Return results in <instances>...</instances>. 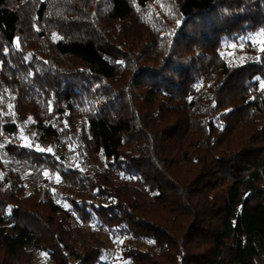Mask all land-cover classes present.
Wrapping results in <instances>:
<instances>
[{"label": "trees", "instance_id": "obj_1", "mask_svg": "<svg viewBox=\"0 0 264 264\" xmlns=\"http://www.w3.org/2000/svg\"><path fill=\"white\" fill-rule=\"evenodd\" d=\"M263 27L264 0H0V264H111L105 234L125 264H257Z\"/></svg>", "mask_w": 264, "mask_h": 264}, {"label": "rangeland", "instance_id": "obj_2", "mask_svg": "<svg viewBox=\"0 0 264 264\" xmlns=\"http://www.w3.org/2000/svg\"><path fill=\"white\" fill-rule=\"evenodd\" d=\"M254 43H257L259 46H264V27L261 28L255 34H253L252 37H250V44H254ZM243 49L245 50L244 47H243ZM233 50H234L233 47H231V53L232 54L236 53L239 60L242 61L245 56L242 54H238L237 51L235 52ZM25 142H27V141L25 140ZM89 164H92V162L90 161ZM93 165H96V167H97L98 163L96 164V162H94ZM31 171H32L31 169L27 170L26 175L31 173ZM45 174L47 175L48 173L46 171H44V173L43 172L38 173L39 176L38 175L35 177L34 176L29 177L28 176L27 177L28 183H29L28 185H32V188L36 187L37 190L39 189V185H41L42 190L44 191V189H46L48 191L47 193L52 196L53 201L67 207V203L65 201H63L62 199H60L59 195H57L59 193V191L63 190V187L59 185L60 176L54 172H50L46 176V180H44L43 182L41 181V183H40V179ZM56 185H58V187H56ZM56 189H58V190L56 191ZM55 197H58V198H55ZM5 199L6 198L3 197L0 193V200L6 201ZM33 199L36 200V198L34 196H33ZM27 202H29V201H27ZM31 205H33V203ZM44 217L47 220L49 219L48 216H46V215H44ZM54 219H55V216H54ZM51 220H52V218L49 219V221H51ZM70 223L74 224V226L80 227V229H82L84 231L88 230V228H89L88 226L93 227V228L95 227V223H88L87 224L88 226L83 224V226H82L81 225L82 223H80L74 219L70 220ZM102 240L104 242V245H105L107 251H106V254L102 256L101 259L103 261L110 262L111 264H125L123 259L120 256V246L123 243V239L122 238L112 239L108 234H105L102 237ZM256 261H257V264H264V255L259 254L256 257ZM47 262H48V257H47V255H45V253L33 252L31 255V260H30L29 264H46Z\"/></svg>", "mask_w": 264, "mask_h": 264}, {"label": "snow or ice", "instance_id": "obj_3", "mask_svg": "<svg viewBox=\"0 0 264 264\" xmlns=\"http://www.w3.org/2000/svg\"><path fill=\"white\" fill-rule=\"evenodd\" d=\"M260 50H261V51H264V48H261Z\"/></svg>", "mask_w": 264, "mask_h": 264}]
</instances>
